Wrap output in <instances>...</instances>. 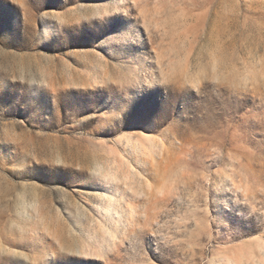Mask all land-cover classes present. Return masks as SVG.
Here are the masks:
<instances>
[{
    "label": "rangeland",
    "instance_id": "obj_1",
    "mask_svg": "<svg viewBox=\"0 0 264 264\" xmlns=\"http://www.w3.org/2000/svg\"><path fill=\"white\" fill-rule=\"evenodd\" d=\"M237 109L264 117V0H0V264L264 245V140Z\"/></svg>",
    "mask_w": 264,
    "mask_h": 264
},
{
    "label": "bare ground",
    "instance_id": "obj_2",
    "mask_svg": "<svg viewBox=\"0 0 264 264\" xmlns=\"http://www.w3.org/2000/svg\"><path fill=\"white\" fill-rule=\"evenodd\" d=\"M263 249V242L258 238L220 249L217 259L222 264H264Z\"/></svg>",
    "mask_w": 264,
    "mask_h": 264
},
{
    "label": "snow or ice",
    "instance_id": "obj_3",
    "mask_svg": "<svg viewBox=\"0 0 264 264\" xmlns=\"http://www.w3.org/2000/svg\"><path fill=\"white\" fill-rule=\"evenodd\" d=\"M231 101L236 102V103H244L245 105H255L257 104V100L253 97L250 96H241V97H236L235 95H233L231 98ZM229 110H231L232 107V103L230 102L229 105ZM240 109H237V116L233 117L231 116V112L229 111V113H227L230 118L233 119V122L239 127V129L241 130V132H247L250 129L254 130V135H257L259 139L264 140V131H261V129H264V117H262L261 122L259 124L254 123L253 121L249 120V121H243L238 119V113H239ZM222 119V117H221ZM196 118L193 117V121H195ZM190 121V122H193ZM179 130V129H178Z\"/></svg>",
    "mask_w": 264,
    "mask_h": 264
}]
</instances>
